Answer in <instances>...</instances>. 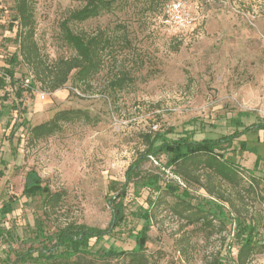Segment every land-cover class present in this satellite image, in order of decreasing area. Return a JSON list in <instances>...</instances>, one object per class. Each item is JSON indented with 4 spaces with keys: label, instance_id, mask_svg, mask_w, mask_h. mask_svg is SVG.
Returning a JSON list of instances; mask_svg holds the SVG:
<instances>
[{
    "label": "rangeland",
    "instance_id": "374dc122",
    "mask_svg": "<svg viewBox=\"0 0 264 264\" xmlns=\"http://www.w3.org/2000/svg\"><path fill=\"white\" fill-rule=\"evenodd\" d=\"M170 1L117 0L113 11L75 24V29L87 32L99 27L125 31L132 42L131 48L117 53L118 61L105 63L86 89L69 82L52 92L34 82L23 62L16 65V77L21 83L31 77V88L23 97L17 99L10 84L0 87V207L14 199L13 212H0V220L12 233L0 238V264H9L10 249L39 246L42 231L52 232L67 221L107 227L112 217L109 184L125 181L127 168L144 149L145 133L173 127L170 136L177 137L178 132L195 127L196 138L218 137L235 130L230 120L239 111L251 113L243 118L245 124L264 119V0H183L195 25L182 32L165 21L162 7ZM84 3L36 0V39L45 56L73 53L61 38L60 22L70 9ZM14 15V0H0V69L8 66V58L18 47L17 28L8 27ZM122 70L130 80L121 89H111L110 78ZM39 92L52 93L40 99ZM66 108L88 109L99 121L67 123L62 131L28 143L30 125ZM249 141L264 155V130L249 136ZM234 158L252 166L254 155L243 152ZM166 160L164 155L152 157L144 168L174 183L181 198L188 191L185 201L210 210L218 218L214 224L230 226L234 215L229 203L211 196L201 184L183 182L171 168L163 167ZM35 174L52 190L67 191L61 209L50 219L44 218L40 226L41 198L22 196L29 175ZM136 192L130 185L125 199L124 227L129 232L141 227L140 212L152 206L158 195L147 187ZM248 200L245 213L259 220V236L264 237V202ZM178 204L183 206L174 194L162 193L151 208L153 225L147 247L153 264H211L219 251L228 252L225 244L231 237L236 256L234 233L225 227L211 234L202 231L174 209ZM10 257L15 258L14 253ZM251 264H264V253Z\"/></svg>",
    "mask_w": 264,
    "mask_h": 264
},
{
    "label": "trees",
    "instance_id": "16d2710c",
    "mask_svg": "<svg viewBox=\"0 0 264 264\" xmlns=\"http://www.w3.org/2000/svg\"><path fill=\"white\" fill-rule=\"evenodd\" d=\"M145 1L151 3L155 0ZM14 2L15 15L8 27L17 28L14 40L18 47L8 58V66L0 69V87L10 84L17 99H21L24 92L31 88V85L23 86V79L21 83L16 77V65L19 62L29 66L34 82H39L52 92L64 88L69 82L72 87L84 90L107 61H118L117 53L131 48L132 42L125 31L118 32V29L111 27H99L92 32L75 29V24L113 11L117 2L85 0L83 5L70 9L60 22L61 38L73 53L50 59L43 54L36 39V0ZM129 80V73L122 70L112 76L108 83L111 89H121ZM250 115L249 111H239L230 120L235 130L218 137L196 138L195 127L178 132L177 137L170 136V133L175 132L173 127L145 133L142 135L144 149L127 168L125 181L112 180L109 184V190L113 192L108 198L112 217L107 227L67 221L59 224L52 232L42 231L39 246H30L25 251L10 249L6 260L9 264H153L147 247L149 231L153 225L151 208L162 193H171L183 203V206L178 204L174 209L190 224H199L198 227L202 231L207 230L208 234L216 228L221 232L224 227L231 234L234 233L238 244L236 256L233 255L234 241L231 237L225 244L228 252L219 251L211 264H228V259L235 264H251L256 255L264 253V237L259 236V220L255 216H248L245 210L249 205L248 199L264 202V155L257 144L250 143L249 136L264 130V119L245 124L243 118ZM75 121L95 123L99 118L84 108L60 109L48 120L28 127V143L54 135L62 131L65 124ZM243 152L254 155L252 166L234 158ZM161 155L167 159L163 167L171 168L183 182L201 184L211 196L229 203L234 215L230 226L214 224L218 218L210 210L200 204L195 207L185 201L188 191L184 190L181 198L174 183L165 181L160 172L144 168L146 161L152 157L160 158ZM225 184L228 188L223 186ZM130 185L135 188V193L147 187L158 191V195L152 206L140 212L139 218L143 220L141 227L136 230L130 228L129 232L124 226L127 221L125 199ZM22 196L41 198L43 219L41 217L39 220L40 226L44 218L50 219L51 215L61 209L67 191L52 190L50 184L35 174L29 175ZM13 210L12 198L0 207L3 215ZM118 232L121 235L114 237ZM11 235V231L0 220V238L7 239ZM11 253H14L15 258L10 257Z\"/></svg>",
    "mask_w": 264,
    "mask_h": 264
},
{
    "label": "built area",
    "instance_id": "2783aa9c",
    "mask_svg": "<svg viewBox=\"0 0 264 264\" xmlns=\"http://www.w3.org/2000/svg\"><path fill=\"white\" fill-rule=\"evenodd\" d=\"M165 21L175 29L176 32H182L195 25V19L188 11L187 4L183 0H172L167 2L163 8ZM31 77L23 79V86L30 87ZM78 93L79 91L76 90ZM52 93V92H50ZM49 92H39L40 99H48Z\"/></svg>",
    "mask_w": 264,
    "mask_h": 264
}]
</instances>
